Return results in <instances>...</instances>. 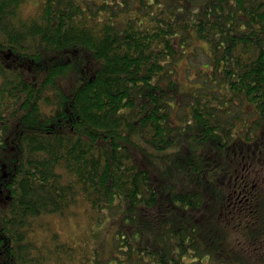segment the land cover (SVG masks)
<instances>
[{"label":"trees","instance_id":"trees-1","mask_svg":"<svg viewBox=\"0 0 264 264\" xmlns=\"http://www.w3.org/2000/svg\"><path fill=\"white\" fill-rule=\"evenodd\" d=\"M24 1L0 0V264H264V0ZM55 52L92 60L71 95ZM79 212L109 253L54 231Z\"/></svg>","mask_w":264,"mask_h":264},{"label":"rangeland","instance_id":"rangeland-1","mask_svg":"<svg viewBox=\"0 0 264 264\" xmlns=\"http://www.w3.org/2000/svg\"><path fill=\"white\" fill-rule=\"evenodd\" d=\"M37 0H25L22 6L23 16L33 14L37 7ZM196 47L193 48L192 58L186 56L178 60L175 65V77L178 83V88L180 95L177 99V102L174 104L173 118H176L177 106L179 103H182L187 96L193 93L194 82L193 76L197 72L196 68L203 70L200 63H206L207 57L204 51L199 47L200 44L196 43ZM83 50H79L82 52ZM55 59L57 61H68L70 66L68 67V72L64 75L61 80V85L64 91L71 95L73 86L79 80L84 79L93 72L92 60L88 56L72 53V54H59L60 52H55ZM198 58V59H196ZM200 66V67H199ZM197 84V83H196ZM3 156V161L0 163V166L4 168L6 163L11 160L13 153L10 149L3 150L1 152ZM5 175V174H3ZM2 175V176H3ZM3 178V177H2ZM260 180V179H259ZM78 218L69 217L64 222L56 220V217L50 219L55 226L54 231L58 232L61 239L67 242H70V239L74 242L81 243L85 242L89 247H95L96 244H100L103 251L109 253L110 248L112 247V238L115 230V224L109 219H103L100 223L90 222L88 219L84 220V215L81 216L79 212ZM83 218V219H82Z\"/></svg>","mask_w":264,"mask_h":264}]
</instances>
